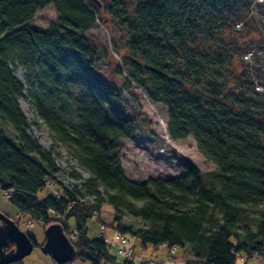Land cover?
Instances as JSON below:
<instances>
[{"label":"trees","instance_id":"trees-1","mask_svg":"<svg viewBox=\"0 0 264 264\" xmlns=\"http://www.w3.org/2000/svg\"><path fill=\"white\" fill-rule=\"evenodd\" d=\"M254 3L0 0V123L11 125L18 140L14 145L0 130V189L8 201L45 228L58 224L66 236L73 233V261L135 264L104 236L87 235V221L108 205L116 233L129 234L141 250L163 252V261L150 257L159 264H264V92L243 61H231L247 45L233 33ZM49 5L56 19L44 30L33 28L36 12ZM102 14L121 32V53L114 45L120 82L98 74L105 53L86 35L96 21L106 22ZM12 65L22 69L21 81ZM132 84L165 109L170 140L191 136L213 171L200 172L185 160L182 176L140 183L125 177L122 140L137 125L119 104L120 92ZM25 88L53 142L50 150L27 132L17 103ZM55 146L68 150L86 174L69 173L79 183L57 178ZM49 185L57 193L41 197ZM247 214L256 216L254 226L242 219ZM126 216L145 226L123 225Z\"/></svg>","mask_w":264,"mask_h":264},{"label":"rangeland","instance_id":"rangeland-1","mask_svg":"<svg viewBox=\"0 0 264 264\" xmlns=\"http://www.w3.org/2000/svg\"><path fill=\"white\" fill-rule=\"evenodd\" d=\"M90 1L97 2L98 0ZM252 5L253 7L248 9L244 18L237 22L236 29L238 31L233 33L236 41L247 43V45L242 46L236 57H233L231 61H235V65L243 61L244 70H249L252 73L258 86L257 88L264 92V0H255ZM102 15L103 20L106 22L102 20L96 21L95 25L86 32V35L92 37L101 53H105L99 58L97 63L98 74L101 77L120 82L118 77H114V59L118 58L114 45L121 53V32L110 22L105 14ZM54 19H56L55 9L52 5H49L36 12L31 25L35 29L44 30ZM10 70L18 81L22 80V69L17 65H12ZM120 96L119 109L123 117L134 120L137 125L136 131L129 138L122 140V150L119 155L122 171L127 179L140 183L151 178L168 179L182 176L185 173L181 169L180 163L185 160L194 164L200 172L214 170V165L205 160L199 153L191 136L183 140H170L166 131L165 109L161 105L151 102L139 87L132 84L128 89H122ZM17 103L28 123L27 132L37 140L44 150H50L53 142L48 135L47 128L32 112L26 88L24 89V94L17 99ZM65 112V116L69 117L71 113L68 110ZM0 130L3 138L14 145H18L16 133L11 125L0 123ZM51 155L55 166L60 170V175L57 176L60 181L66 184L79 183V181L69 176L71 171H76L82 176L81 178L86 177V174L76 167L75 161L64 147L55 146ZM47 192L55 194L57 190L52 185H49L40 196H45ZM7 193L0 189V212L13 220L18 228L29 235L36 243V246H34L28 256L11 264H55L48 255L43 253L40 247L45 241L44 225L20 213L8 201ZM49 216L52 217L53 214L49 212ZM112 218V208L108 205H102L98 218H91L87 221V235L90 238H97L99 235L106 237L110 248H112L111 244L116 240V231L113 228L115 225L112 224ZM242 219L251 226L255 225L256 216L254 214H247ZM123 221V225L126 224L133 228L145 226V223L138 218L126 216ZM71 222L69 221V224L72 226ZM70 234L73 235V233H68L67 238H72ZM126 236L134 245V253L136 255L144 258L156 255L151 246L141 250L138 246V241L136 242L132 239L129 234H126ZM111 252L113 251L111 250ZM155 259L163 261L164 253H159ZM241 262V259H237L235 264H241ZM67 264L88 263L75 260Z\"/></svg>","mask_w":264,"mask_h":264},{"label":"water","instance_id":"water-1","mask_svg":"<svg viewBox=\"0 0 264 264\" xmlns=\"http://www.w3.org/2000/svg\"><path fill=\"white\" fill-rule=\"evenodd\" d=\"M44 235L45 241L41 250L52 261L56 264H67L74 259V248L58 224L46 227ZM10 244H13V247L6 250ZM33 248V239L22 232L13 220L0 212V264L18 262L28 256Z\"/></svg>","mask_w":264,"mask_h":264},{"label":"built area","instance_id":"built-area-1","mask_svg":"<svg viewBox=\"0 0 264 264\" xmlns=\"http://www.w3.org/2000/svg\"><path fill=\"white\" fill-rule=\"evenodd\" d=\"M115 239L117 243H113V244L116 247L117 253L123 256L124 258L127 259L135 258L136 260L135 264H159L155 262L152 258L135 257L132 247L128 242L127 238H125V236H122L119 233H115ZM105 241L109 243L107 239H105ZM168 264H183V261L172 259L171 261H169Z\"/></svg>","mask_w":264,"mask_h":264},{"label":"flooded vegetation","instance_id":"flooded-vegetation-1","mask_svg":"<svg viewBox=\"0 0 264 264\" xmlns=\"http://www.w3.org/2000/svg\"><path fill=\"white\" fill-rule=\"evenodd\" d=\"M34 243V242H33ZM34 246H35V243H34ZM42 246V245H41ZM40 246V247H41ZM13 247V244H10L7 248H6V250H8V249H10V248H12Z\"/></svg>","mask_w":264,"mask_h":264},{"label":"crops","instance_id":"crops-1","mask_svg":"<svg viewBox=\"0 0 264 264\" xmlns=\"http://www.w3.org/2000/svg\"><path fill=\"white\" fill-rule=\"evenodd\" d=\"M154 253H156L157 255L159 254V253H161V252H157V251H155ZM155 257V256H154Z\"/></svg>","mask_w":264,"mask_h":264},{"label":"bare ground","instance_id":"bare-ground-1","mask_svg":"<svg viewBox=\"0 0 264 264\" xmlns=\"http://www.w3.org/2000/svg\"><path fill=\"white\" fill-rule=\"evenodd\" d=\"M22 94H24V93H22Z\"/></svg>","mask_w":264,"mask_h":264}]
</instances>
